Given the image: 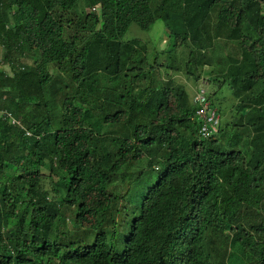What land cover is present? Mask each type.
Wrapping results in <instances>:
<instances>
[{
    "label": "trees",
    "instance_id": "obj_1",
    "mask_svg": "<svg viewBox=\"0 0 264 264\" xmlns=\"http://www.w3.org/2000/svg\"><path fill=\"white\" fill-rule=\"evenodd\" d=\"M216 9V35L241 41L240 59L220 77L192 76L241 97L248 144L224 119L204 137L187 90L127 38L160 20L173 43L166 70L198 71L210 64ZM0 46L10 68L0 70V111L11 115L0 117V180L8 164L16 171L0 186V264H224L211 232L234 234L248 264H264V0H0ZM26 49L33 67L20 63ZM51 67L74 83L56 89L62 126L26 118L28 136L19 97L30 84L28 97L44 90Z\"/></svg>",
    "mask_w": 264,
    "mask_h": 264
},
{
    "label": "rangeland",
    "instance_id": "obj_2",
    "mask_svg": "<svg viewBox=\"0 0 264 264\" xmlns=\"http://www.w3.org/2000/svg\"><path fill=\"white\" fill-rule=\"evenodd\" d=\"M84 6V5H81ZM80 11H88L86 7H81ZM217 15L218 9H216L212 13V20L209 24V31L211 33V44L207 49L206 55L207 60L210 64H202L200 62L198 71H195L192 67L190 72L186 71H178L175 73L174 71H167L165 68L166 59L168 53L171 51L173 43H171V33L166 28V25L162 21H157L152 29L148 32L143 31L137 27H132L127 35L129 41H139L140 52L144 53L146 57L149 59L152 65L157 63L159 59L160 66L158 72L164 78L172 77L177 85L183 86L189 95V99L193 100L194 93L199 89V87H203L206 84L207 91H212L215 93V101L216 106L219 107L223 112L221 115V119H224V123H229L231 125L237 124V131L239 133V140H242L243 144H248V142L254 137V130L248 124L246 118L239 122L241 116L239 113V107L241 97H238L234 90L225 85L220 87L218 84L214 86L211 85V88H208L206 80L196 79V77L200 72L203 79H207L209 76L214 77L218 76L222 72L226 71L225 69L231 62V59L238 60L240 59V47L241 41H230L227 42L223 38H219L216 35V23H217ZM139 51V50H138ZM25 55L21 58L20 63L24 64L26 67H33L37 54H33L29 50L24 51ZM175 59L178 60L176 64L179 66H185L186 61L189 59L190 52L188 50L180 49L176 52H172ZM3 56V48L0 46V59ZM0 70L5 72L10 70L7 65H0ZM54 80L44 89L37 90L32 96L28 97L27 91H29L30 87H24L26 90L22 92L19 97V103L22 105V111L20 116V123L26 129L28 126L25 124L24 119L27 120L32 119H43L51 118L54 123V128L58 129L62 126V114L63 109L61 105V97L58 99V90L63 89L67 85L72 86L74 83L72 81V77L68 73H63L59 71L57 68L50 69ZM169 73V75H167ZM220 77V76H218ZM59 80V83L57 82ZM59 88L58 90H56ZM211 89V90H209ZM25 93V94H24ZM22 98V99H21ZM40 103L39 107L36 105ZM111 126H105L104 131H109ZM248 149H251L248 148ZM57 163V162H56ZM56 165V164H55ZM138 165L144 166L146 162H140ZM15 167L11 164H8L6 168V177L0 180V186L2 183L8 182L10 178H12L15 174ZM44 173L46 175H51L54 180H57V173L53 171L51 165H47L46 169H44ZM54 180H47L43 186V191L49 194V197H53L52 193V185L54 184ZM264 208V204L262 205ZM68 215L70 211L67 212ZM17 221V220H15ZM17 222H14L12 226H15ZM232 233L227 234H218L211 232L208 235L209 241L208 244L210 246V251L213 253L214 258L217 260L221 257L224 264H248L250 263V259L244 253L243 248L238 245L233 240ZM228 237H230L228 239ZM94 239V237H91ZM219 254V257H217Z\"/></svg>",
    "mask_w": 264,
    "mask_h": 264
},
{
    "label": "built area",
    "instance_id": "obj_3",
    "mask_svg": "<svg viewBox=\"0 0 264 264\" xmlns=\"http://www.w3.org/2000/svg\"><path fill=\"white\" fill-rule=\"evenodd\" d=\"M195 102L199 104V108L196 112L197 118L204 121L201 128V134L204 137H209L210 135L218 132L219 117L216 110L211 108L210 103L207 101L204 90L198 92L195 96ZM1 116H10L7 111H0Z\"/></svg>",
    "mask_w": 264,
    "mask_h": 264
},
{
    "label": "clouds",
    "instance_id": "obj_4",
    "mask_svg": "<svg viewBox=\"0 0 264 264\" xmlns=\"http://www.w3.org/2000/svg\"><path fill=\"white\" fill-rule=\"evenodd\" d=\"M2 65H3V64H2ZM6 72H7V73H10V70H8V71H6ZM10 76H14L13 73H11ZM201 90H204V95H205L207 101L210 103L211 108H213V109L216 110V113H217V115H218V117H219V125H220L221 116H220V114L218 113L217 108H216V107H213V106L211 105V101H209V98H208V95H207V90H206L205 88H203V87H199V89H198L197 91H195V93H194V97H193V100H192V102L197 106L196 112H197V110H198V108H199V104L195 102V96H196V94H197L198 92H200ZM196 112H195V116H196ZM7 113H8V112H7ZM8 114H9V113H8ZM9 115H10V114H9ZM10 116H11V115H10ZM196 117H197V116H196ZM16 124H19V125H20V126L26 131V134H27L28 136H32V132H30L28 129H26L25 127H23V125H22L20 122L17 121ZM203 124H204V123H203ZM202 126H203V125H202ZM202 126H201V128H202ZM218 128H219V126H218Z\"/></svg>",
    "mask_w": 264,
    "mask_h": 264
}]
</instances>
